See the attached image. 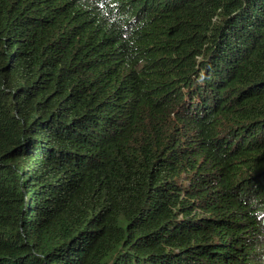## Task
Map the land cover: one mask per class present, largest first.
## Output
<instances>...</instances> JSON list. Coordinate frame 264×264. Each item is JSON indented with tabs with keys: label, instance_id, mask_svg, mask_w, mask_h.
<instances>
[{
	"label": "trees",
	"instance_id": "16d2710c",
	"mask_svg": "<svg viewBox=\"0 0 264 264\" xmlns=\"http://www.w3.org/2000/svg\"><path fill=\"white\" fill-rule=\"evenodd\" d=\"M0 264H264V0H0Z\"/></svg>",
	"mask_w": 264,
	"mask_h": 264
},
{
	"label": "bare ground",
	"instance_id": "6f19581e",
	"mask_svg": "<svg viewBox=\"0 0 264 264\" xmlns=\"http://www.w3.org/2000/svg\"><path fill=\"white\" fill-rule=\"evenodd\" d=\"M112 61V60H111Z\"/></svg>",
	"mask_w": 264,
	"mask_h": 264
}]
</instances>
